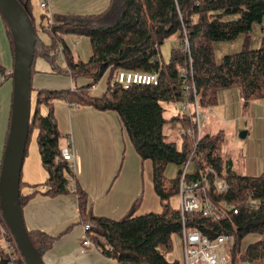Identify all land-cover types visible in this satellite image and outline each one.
<instances>
[{
    "label": "trees",
    "instance_id": "obj_1",
    "mask_svg": "<svg viewBox=\"0 0 264 264\" xmlns=\"http://www.w3.org/2000/svg\"><path fill=\"white\" fill-rule=\"evenodd\" d=\"M17 1L29 15L35 34L30 77L37 57L56 62L60 45L69 70H56L62 74L90 78V82L73 89L38 90L35 103L31 99L22 166L27 157L29 133L35 128L37 149L47 174L46 194L67 193L69 177H74L68 162L60 154V131L53 100L66 101L70 106L115 111L140 158L152 163L153 186L162 210L134 216L140 200L138 197L121 219L94 216L89 210L84 191L77 187L81 220L89 225L87 236L98 244L101 252L119 264H183L177 259L168 260L159 249L170 251L172 236H181V213L171 208L169 200L178 194L183 167L189 161L185 174L187 182L200 179L201 173L212 170L207 173L210 183L207 195L217 207L219 217H204L200 211L185 213V226L196 227L209 238L221 233L232 234L234 243L228 250V264H237L242 260L264 262V171L255 176L236 173L231 160L222 153L224 131L203 132L196 141L193 133L187 132V129L196 132L194 114L180 108V102L190 101L195 93L201 109L216 105L218 92L233 88L240 91L245 102L264 98V43L258 48L243 46L240 51L224 55L220 62L215 60L213 52L214 42L229 41L246 34L254 23L262 21L264 0H109L108 7L100 14L53 16V20H48L47 24L41 23L39 28L48 35V43L40 39L38 24L36 26L34 23V0ZM0 19L5 27L13 61L11 34L6 22L2 17ZM63 34L89 38L92 48L89 61L74 59L69 46L62 39ZM170 38L176 41L177 46L171 48L169 59L165 61L161 44ZM4 66L0 59L1 83L7 79L12 82V70L5 73L7 67ZM121 69L156 72L157 84L123 87L116 81L117 72ZM106 71L105 90L100 96L91 95V86L97 84ZM185 84L193 85L195 92L192 87L187 93L183 92L182 86ZM162 101L177 102L178 114L170 119L165 118ZM42 105L47 107L46 112L42 111ZM9 119L10 108L0 163ZM167 120L180 125V147L166 140L163 128ZM168 164L178 167L174 177L165 174ZM215 176L226 182L228 188L225 191L215 190L212 185ZM24 184L21 169V209L38 191L34 186L31 192L23 193ZM248 234H258L262 238L249 243L242 251L241 240ZM28 235L41 255L51 245V238L44 233L29 231ZM103 242L109 244L111 249ZM18 258L15 259L16 264H21ZM10 263V256L4 252L0 242V264Z\"/></svg>",
    "mask_w": 264,
    "mask_h": 264
},
{
    "label": "crops",
    "instance_id": "obj_2",
    "mask_svg": "<svg viewBox=\"0 0 264 264\" xmlns=\"http://www.w3.org/2000/svg\"><path fill=\"white\" fill-rule=\"evenodd\" d=\"M108 5L109 0H47V8L40 9L37 0H34L32 12L38 20L39 28L41 23L47 24L48 20H53V16L96 15L106 10ZM260 23L262 24V21ZM260 23H254L250 31L261 32L263 28ZM0 26L5 34V27L1 20ZM250 31L245 34L244 40L240 34L234 38L235 42H229L236 44L227 43L224 45H228V48L229 45H232L231 48L236 50L242 42L244 46L250 47V41H248L251 36ZM38 34L44 43L49 42L48 35L40 28ZM40 34H43L44 37H41ZM62 39L69 46L75 60L89 61L92 56V48L87 36L63 34ZM262 42L264 43L263 40ZM215 46L216 42L213 44V49H216ZM57 56L58 59L55 63L40 56L35 59L34 71L30 77L32 100L35 99L37 91L41 89H73L90 82V78L86 76L75 77L70 73L58 72L56 70L58 68L69 70V67L62 55ZM4 65L10 70L9 62ZM107 72L104 73L96 86L90 89L91 95L100 96L103 93L106 87ZM4 84L9 85L7 82ZM11 94L9 92V99L6 100L2 94L0 155L8 122ZM260 100H264V98H260ZM253 101L259 100L245 102L237 88L219 91L217 104L202 109L203 128L207 125L211 115L214 120L218 118L225 125L236 124L237 130H246L245 136H247L250 128L254 127L255 116H253V110H249L250 103ZM233 104H236L237 111L230 119V108ZM53 105L60 131V148L66 145L68 138L71 140L75 164L72 182L74 186L67 193H58L54 196L46 194L48 189L45 183L47 174L36 146L37 157L29 156L27 158V156L22 166V181L25 182L22 188L23 193L31 192L35 188L34 186L38 190L22 207L24 225L28 232L38 231L51 238V245L41 255L44 264H119L116 260L103 254L94 241L95 246L91 248H85L80 244L83 222L78 207L76 188L84 191L89 210L94 216L110 220L121 219L129 212L138 197L140 200L134 216L150 212L159 213L162 206L153 186L152 163L140 158L115 111H101L91 106H70L63 100H53ZM41 109L43 112L47 111V107L44 105ZM241 122L244 125H240ZM212 125L210 126L212 131L204 132L213 133L220 129L225 132L224 127L218 121L217 126L214 121ZM222 153L225 158L231 160L232 169L238 174L255 176L264 171V159L256 162L253 172L246 163L239 165L230 153L223 150ZM32 172L38 173V179L32 176ZM246 236H252L249 243L262 238L258 234ZM103 243L108 247L109 244ZM162 250V248L159 249L166 257L165 253L167 252Z\"/></svg>",
    "mask_w": 264,
    "mask_h": 264
},
{
    "label": "water",
    "instance_id": "obj_3",
    "mask_svg": "<svg viewBox=\"0 0 264 264\" xmlns=\"http://www.w3.org/2000/svg\"><path fill=\"white\" fill-rule=\"evenodd\" d=\"M0 15L12 38V94L6 142L0 163V212L13 235L25 264H44L24 225L19 182L31 108L30 71L35 34L32 21L17 0H0ZM244 138L246 130L238 133Z\"/></svg>",
    "mask_w": 264,
    "mask_h": 264
},
{
    "label": "built area",
    "instance_id": "obj_4",
    "mask_svg": "<svg viewBox=\"0 0 264 264\" xmlns=\"http://www.w3.org/2000/svg\"><path fill=\"white\" fill-rule=\"evenodd\" d=\"M40 9L47 8V0H37ZM58 53L62 55V47H58ZM183 71V70H182ZM158 74L144 73L139 71L124 70L121 69L117 72L116 81L123 87H129L132 84H157ZM193 86V85H192ZM190 85L185 84L182 86L183 92L187 93L191 90ZM193 93L195 92L194 88ZM184 100L180 102V108L184 112H190L194 114L196 122V132L187 129L188 133H193L195 140L198 141L201 137V130L203 128L204 114L199 107L196 93L193 94V99ZM60 154L63 160H67L68 166L72 173L75 168L74 154L72 150L71 140L68 141L65 146L60 148ZM189 167V161L184 165L183 171L180 177L179 183V198H180V213L182 217V230H181V243L183 246V264H228V248L234 243V237L229 233H221L214 238H209L202 234L198 228L192 226H185L184 214L189 212H198L204 217L218 218L219 214L216 210V206L211 202L207 195V189L209 188L207 173H201V178L187 182L185 179L186 171ZM215 174L214 172H212ZM73 178L69 177V183L67 188L73 189ZM213 187L216 191H225L228 186L224 180L214 177ZM252 205V204H251ZM236 213L237 211L234 210ZM88 224H83V233L80 237V244L85 248H91L95 246L93 240L87 236ZM0 242L4 252L10 256L11 263L16 264L15 259L18 258L22 261L21 264H25L17 243L9 231L6 223L4 222L0 212ZM111 249V246L108 245ZM159 249V248H158ZM240 264H257L249 261H242Z\"/></svg>",
    "mask_w": 264,
    "mask_h": 264
},
{
    "label": "rangeland",
    "instance_id": "obj_5",
    "mask_svg": "<svg viewBox=\"0 0 264 264\" xmlns=\"http://www.w3.org/2000/svg\"><path fill=\"white\" fill-rule=\"evenodd\" d=\"M1 18V17H0ZM1 20V19H0ZM35 25L37 26L38 20H34ZM261 24V23H260ZM260 26V25H259ZM261 27L263 28L261 32L256 33V30H252L251 36H249L248 41L249 42V48H258L260 47L264 41V17L262 19V24ZM250 34V33H249ZM263 34V35H262ZM41 37H44L43 34H40ZM242 40L245 39V34L240 35ZM263 37V38H262ZM236 40V39H235ZM229 42H235L234 39L229 40V41H216V49H213L214 52V57L217 62L221 61V58L226 55V54H231L237 51H240L242 49V46L244 44H240L236 50L234 48H231L232 45H229V48L227 47V44ZM214 44V43H213ZM223 44V45H222ZM229 44H236V43H229ZM60 46V45H59ZM58 46V47H59ZM177 43L173 38H170L166 40L163 44H161V54L163 60L167 61L169 59L170 55V50L173 47H176ZM223 46V47H222ZM10 45L8 42V39L6 35L3 32L2 27L0 26V59L3 64L6 62L10 63L11 65L9 66V69L12 70V60H11V53H10ZM58 55L61 56V54L58 53ZM6 67V66H4ZM8 68H5V73H7ZM5 75V74H4ZM3 76V75H2ZM4 78V76H3ZM2 78L0 76V112L2 111V94L6 99H9V92L11 94V79L3 81V85L1 84ZM9 83V85H6L4 83ZM96 84L91 86V89L94 88ZM2 93V94H1ZM259 101H253L251 102V107L249 110H253V116H255L254 119V127L250 128L249 134L245 136V138H240L238 136L239 131L235 127L236 124L232 125H225L220 122V120L217 118L214 120V118L210 115L207 125L204 126L201 130V135L203 134L204 131H212L210 130V126H213L212 123L213 121L215 122L217 126V121L221 124L222 127H224L225 132H224V142L222 144V150L226 153H230V155L238 161V164L241 165L243 163L247 164V167L254 172L256 168V162H258L260 159H264V100ZM35 103V100L33 101ZM10 104V101H9ZM161 105L164 107V117L170 119L172 116L178 114V106L179 104L177 102H161ZM241 107V106H240ZM237 111V106L236 104L233 106L231 105L230 108V114L229 117L231 119L232 115L234 112ZM1 117V113H0ZM240 125H244L242 122L239 123ZM179 123L175 121H170L167 120L166 123L164 124L163 131L166 134V140L167 141H172L175 142L177 147H180L181 145V134L178 131L179 129ZM215 131V130H213ZM68 136V135H67ZM36 129L32 128L29 136H28V142H27V158L29 156L33 158L34 156L37 157L36 154ZM67 161V160H65ZM177 166L175 164H168L166 169H165V174L169 177H174L177 173ZM192 166H190L189 171L191 170ZM33 171H34V165H33ZM33 177L35 179H38V173L32 172ZM38 187V186H37ZM27 189V188H26ZM170 206L172 209L179 210L180 209V198L179 195H176L170 199ZM252 236H245L241 240V250L244 251V249L247 247L248 243L250 242ZM254 242V241H253ZM230 247L228 248V250ZM163 251V250H162ZM165 256L167 257L168 260H173L177 259L179 261H183V246L181 243V238L178 234H174L172 236V248L169 252L165 253ZM242 261H247V260H242ZM242 261H238L237 264L242 263ZM257 264H264V262H259Z\"/></svg>",
    "mask_w": 264,
    "mask_h": 264
}]
</instances>
